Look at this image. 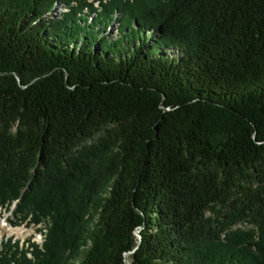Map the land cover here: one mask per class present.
<instances>
[{
    "label": "trees",
    "instance_id": "1",
    "mask_svg": "<svg viewBox=\"0 0 264 264\" xmlns=\"http://www.w3.org/2000/svg\"><path fill=\"white\" fill-rule=\"evenodd\" d=\"M13 206L0 264H264V0H0Z\"/></svg>",
    "mask_w": 264,
    "mask_h": 264
},
{
    "label": "rangeland",
    "instance_id": "2",
    "mask_svg": "<svg viewBox=\"0 0 264 264\" xmlns=\"http://www.w3.org/2000/svg\"><path fill=\"white\" fill-rule=\"evenodd\" d=\"M64 11V6H58L54 10V15L59 17ZM90 15V14H87ZM92 16V15H90ZM117 38V33L115 27H111V29L106 30V39L109 42H114ZM171 54V53H170ZM173 55V53L171 54ZM14 206L11 208L10 212H4L0 210V240H6L7 238H14L15 240L25 241L28 239H32V242L41 245L43 242V238L40 234L36 232V228L32 225H25V224H14L11 226L8 221L12 219V211ZM236 228L241 229L242 231H249L253 227L248 224L239 225Z\"/></svg>",
    "mask_w": 264,
    "mask_h": 264
},
{
    "label": "water",
    "instance_id": "3",
    "mask_svg": "<svg viewBox=\"0 0 264 264\" xmlns=\"http://www.w3.org/2000/svg\"><path fill=\"white\" fill-rule=\"evenodd\" d=\"M138 237H139V235H137ZM139 239H140V237H139Z\"/></svg>",
    "mask_w": 264,
    "mask_h": 264
}]
</instances>
